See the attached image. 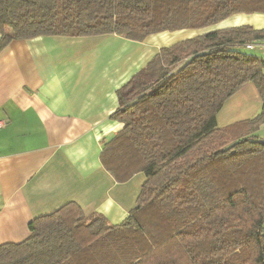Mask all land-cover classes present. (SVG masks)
I'll return each mask as SVG.
<instances>
[{
  "label": "trees",
  "instance_id": "trees-1",
  "mask_svg": "<svg viewBox=\"0 0 264 264\" xmlns=\"http://www.w3.org/2000/svg\"><path fill=\"white\" fill-rule=\"evenodd\" d=\"M256 13L264 0H0V52L40 36L144 41ZM250 44L264 45V28L215 29L162 47L118 91L111 118L124 127L101 153L119 182L145 174L136 207L113 225L69 203L32 221L26 240L0 244V264H264V138L255 134L264 57ZM247 83L261 112L218 127Z\"/></svg>",
  "mask_w": 264,
  "mask_h": 264
},
{
  "label": "crops",
  "instance_id": "crops-1",
  "mask_svg": "<svg viewBox=\"0 0 264 264\" xmlns=\"http://www.w3.org/2000/svg\"><path fill=\"white\" fill-rule=\"evenodd\" d=\"M230 18L220 27L178 30L175 41L153 51L143 46L158 33L144 41L118 34L40 36L5 47L0 120L8 124L0 130V244L26 240L32 221L69 203L121 224L136 207L146 176L140 172L119 182L101 161L104 143L124 127L111 118L121 106L118 91L162 47L215 29L264 28V14L224 21ZM262 107L257 87L247 83L218 113V127L253 118ZM255 134L264 138V124Z\"/></svg>",
  "mask_w": 264,
  "mask_h": 264
},
{
  "label": "rangeland",
  "instance_id": "rangeland-1",
  "mask_svg": "<svg viewBox=\"0 0 264 264\" xmlns=\"http://www.w3.org/2000/svg\"><path fill=\"white\" fill-rule=\"evenodd\" d=\"M249 16V15H247ZM232 20V18H230L229 20H226V21H221L222 23L225 22V23H229L230 21ZM221 24L218 23V27H220ZM181 32V31H180ZM179 31H166V32H162V33H158V39H156V37H152L151 39L147 38L144 43V47H147L149 50H154V48L158 47L159 45L161 44H168V43H171L173 41H175V39L178 37V34H180ZM183 32V31H182ZM153 36V35H152ZM156 36V35H154ZM251 52L261 56V57H264V50H259V49H256V50H252ZM143 81L145 83H150L151 79L150 78H144ZM134 99L133 96H130L129 97V101H132Z\"/></svg>",
  "mask_w": 264,
  "mask_h": 264
},
{
  "label": "built area",
  "instance_id": "built-area-1",
  "mask_svg": "<svg viewBox=\"0 0 264 264\" xmlns=\"http://www.w3.org/2000/svg\"><path fill=\"white\" fill-rule=\"evenodd\" d=\"M248 48H256V47H260L262 50H264V45L263 46H259V45H255V44H250L247 46ZM8 124V120H0V130H2L3 128H5Z\"/></svg>",
  "mask_w": 264,
  "mask_h": 264
}]
</instances>
